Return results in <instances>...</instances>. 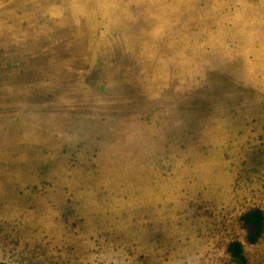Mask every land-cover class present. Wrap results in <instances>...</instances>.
I'll return each mask as SVG.
<instances>
[{"label":"rangeland","instance_id":"obj_1","mask_svg":"<svg viewBox=\"0 0 264 264\" xmlns=\"http://www.w3.org/2000/svg\"><path fill=\"white\" fill-rule=\"evenodd\" d=\"M264 0H0V262L264 264Z\"/></svg>","mask_w":264,"mask_h":264},{"label":"trees","instance_id":"obj_2","mask_svg":"<svg viewBox=\"0 0 264 264\" xmlns=\"http://www.w3.org/2000/svg\"><path fill=\"white\" fill-rule=\"evenodd\" d=\"M242 225L246 230V239L250 244L256 243L264 234V209L252 208L241 215ZM228 252L234 264H247L243 244L233 240L228 245ZM0 264H7L0 262Z\"/></svg>","mask_w":264,"mask_h":264}]
</instances>
